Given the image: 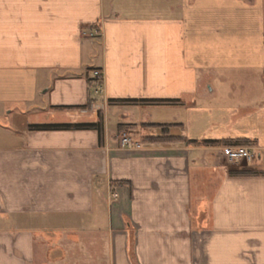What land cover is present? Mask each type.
Here are the masks:
<instances>
[{
	"label": "crops",
	"instance_id": "1",
	"mask_svg": "<svg viewBox=\"0 0 264 264\" xmlns=\"http://www.w3.org/2000/svg\"><path fill=\"white\" fill-rule=\"evenodd\" d=\"M0 264H264V0H0Z\"/></svg>",
	"mask_w": 264,
	"mask_h": 264
},
{
	"label": "rangeland",
	"instance_id": "2",
	"mask_svg": "<svg viewBox=\"0 0 264 264\" xmlns=\"http://www.w3.org/2000/svg\"><path fill=\"white\" fill-rule=\"evenodd\" d=\"M115 5L117 6V4H115ZM224 68H225L224 70H229L230 66L224 67ZM221 73H224L225 79L221 78L220 76L214 77V78H212L211 76H206L203 78L202 87L207 89V80L213 81V85L218 90V94H217L218 99H219V101L223 102V104H228L231 106V105H235V103L241 102L240 100H243V101L246 100L248 97V93H246V92L240 94L241 99L237 98V95H238L237 93L243 92V90H242L243 88H241V87L238 88L236 90L237 93H235V79H236L235 74L228 72V71L219 72V74H221ZM240 79L246 80L244 82L247 83L248 78L246 76L243 78H240ZM250 79H252V78H250ZM203 94L204 93H200L199 96L197 97L198 102L204 100ZM169 106H174V105H169ZM179 109H180V111L184 117L183 109H181V108H179ZM174 111H176V108L174 109L173 107H171L170 110L168 109V107L167 108H160V110H159L160 115L163 118V121L166 122V124L172 123V117H173ZM33 116H37V115H33ZM12 117L15 120V124L11 128L16 127L17 131L23 130V127L25 126L24 122L28 117L26 118V115H23L22 113L20 114L19 112H15L14 115L11 116V118ZM69 118H70V116L68 114H61V115H59L58 119L61 121H71V120H68ZM232 119H233V121L235 120L234 118H232ZM7 120H8V118L5 116L1 118V121L5 124H8ZM3 126L8 127V125L7 126L3 125ZM225 159L229 164H240V163L243 164V162L245 163V161L235 162V161L228 160L227 158H225ZM102 239L104 240V243L106 245H108V237H103Z\"/></svg>",
	"mask_w": 264,
	"mask_h": 264
},
{
	"label": "built area",
	"instance_id": "3",
	"mask_svg": "<svg viewBox=\"0 0 264 264\" xmlns=\"http://www.w3.org/2000/svg\"><path fill=\"white\" fill-rule=\"evenodd\" d=\"M98 34L99 31H96ZM94 77L97 80L98 93L103 92V84H104V75L101 70H96L93 72ZM121 145L124 149H128L130 151H141L143 149V145L137 141H135L130 135L123 134L121 137ZM223 155L225 158L235 162L245 161L248 164H251L256 158V149L250 146H227L223 148ZM119 197L118 194H112L113 199H117Z\"/></svg>",
	"mask_w": 264,
	"mask_h": 264
},
{
	"label": "trees",
	"instance_id": "4",
	"mask_svg": "<svg viewBox=\"0 0 264 264\" xmlns=\"http://www.w3.org/2000/svg\"><path fill=\"white\" fill-rule=\"evenodd\" d=\"M148 101L144 100H117L114 103H121V104H131V105H144ZM154 103H159L161 105H168V104H175L178 103L177 101L173 100H161L155 101ZM32 129L35 131H90L94 130L97 131L99 134L100 140H102V136L104 135V125L101 121L97 123H78V124H42V125H35L32 126ZM193 143L201 144L200 142L194 141ZM203 144H213L215 142L211 141H203ZM224 144H236L239 146H249L251 143L249 141H238V142H224ZM242 174H249V172H243ZM235 175V173H233Z\"/></svg>",
	"mask_w": 264,
	"mask_h": 264
}]
</instances>
